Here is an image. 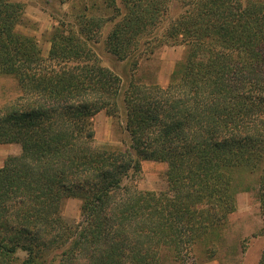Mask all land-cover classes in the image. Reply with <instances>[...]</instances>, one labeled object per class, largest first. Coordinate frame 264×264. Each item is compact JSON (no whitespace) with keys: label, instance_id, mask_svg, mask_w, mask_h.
Wrapping results in <instances>:
<instances>
[{"label":"trees","instance_id":"16d2710c","mask_svg":"<svg viewBox=\"0 0 264 264\" xmlns=\"http://www.w3.org/2000/svg\"><path fill=\"white\" fill-rule=\"evenodd\" d=\"M76 1L44 57L20 30L24 4L0 0V77L15 82L0 145L20 148L0 167V264L194 262L199 245L212 256L244 174L264 233V0ZM160 32L184 47L165 87L102 65L96 44L136 68ZM99 112L122 118L125 145H95ZM142 161L166 165L165 192L136 188ZM69 198L76 223L62 216Z\"/></svg>","mask_w":264,"mask_h":264},{"label":"rangeland","instance_id":"374dc122","mask_svg":"<svg viewBox=\"0 0 264 264\" xmlns=\"http://www.w3.org/2000/svg\"><path fill=\"white\" fill-rule=\"evenodd\" d=\"M22 3V2H21ZM24 4L23 28L24 34L33 36L41 49L42 55L47 56L49 50V34L62 15H72L78 11L77 1L68 0L63 4L55 0H31ZM94 14L96 11L92 10ZM180 10L172 4L168 10L165 26ZM103 37V34L100 36ZM162 32L157 35V42H150L145 47V56L136 68L125 62H116L101 47L96 44V49L104 67L113 68L116 72H127L136 82L157 84L165 87L175 64L181 60L184 47L170 45L162 42ZM15 93V82L10 78L0 77V104ZM94 143L96 146L122 147L127 136L124 132L122 118L111 117L105 112H99L93 118ZM16 146H0V167L6 158L17 156ZM19 147V146H17ZM20 149V148H19ZM166 165L153 161L141 162V173L134 181L140 191L165 192ZM238 180V178H237ZM240 189L236 195V209L231 213L225 223L213 234L214 246L212 256L204 254V245H199L194 251L195 261H174L168 252H163L162 264H256L260 252L264 247L263 221L256 200L255 177L242 175ZM248 187V188H247ZM80 201L75 198L66 199L62 206V216L69 223H76L80 218ZM24 257L23 254H19Z\"/></svg>","mask_w":264,"mask_h":264},{"label":"crops","instance_id":"0c3cea01","mask_svg":"<svg viewBox=\"0 0 264 264\" xmlns=\"http://www.w3.org/2000/svg\"><path fill=\"white\" fill-rule=\"evenodd\" d=\"M13 1H16V2H22V3H26V2H28V1H31V0H13ZM0 146H4V147H12V146H16L15 148H16V151L18 152V150H20L19 149V147H17L18 145H0ZM1 164V163H0Z\"/></svg>","mask_w":264,"mask_h":264}]
</instances>
